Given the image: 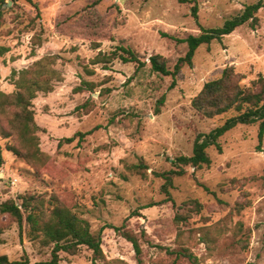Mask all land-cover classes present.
Here are the masks:
<instances>
[{"label": "rangeland", "instance_id": "1", "mask_svg": "<svg viewBox=\"0 0 264 264\" xmlns=\"http://www.w3.org/2000/svg\"><path fill=\"white\" fill-rule=\"evenodd\" d=\"M4 1L0 45L10 51L0 58V93L14 94L24 72L30 77L44 70L52 91L38 92L32 101L41 153L34 158L9 150L22 149L12 125L16 110H0V205L19 203L26 194L57 196L102 236L105 258L97 264H264L259 123L227 133L222 152L208 149L210 166L184 167L186 173L173 178L171 199L159 176L179 170L177 157L193 155L198 134L235 115L208 119L193 108L206 83L232 67L243 76L242 87L263 88L264 10L256 29L246 24L222 42L201 46L193 65L176 77L151 65L160 55L174 71L189 50L182 40L222 27L258 0ZM119 47L131 48L146 65L93 63ZM125 232L140 241V257ZM52 249L32 242L26 227L21 233L0 213V257L40 264L51 260ZM92 261V251L83 247L76 255L62 253L60 264Z\"/></svg>", "mask_w": 264, "mask_h": 264}, {"label": "trees", "instance_id": "2", "mask_svg": "<svg viewBox=\"0 0 264 264\" xmlns=\"http://www.w3.org/2000/svg\"><path fill=\"white\" fill-rule=\"evenodd\" d=\"M19 1V0H14ZM31 2V0H25ZM181 3L189 2L180 0ZM195 2V1H193ZM4 0H0V28L4 23L5 13L3 11ZM264 10V0H258L252 5L245 7L244 11L227 20L220 28L205 29L202 28V34L199 36H190L182 42L188 44V52L184 58H181L174 71L167 66L164 57L157 55L151 58L153 70L162 76L176 77L184 66H192L193 60L198 49L203 45H209L214 41L222 42L224 38L233 34L238 28L249 24L253 29L259 24L257 14ZM192 16L196 21L199 20V7L195 3L192 8ZM10 49L0 45V58L4 57ZM121 60L123 63H134L137 68L142 69L146 63L142 61L139 55L131 48L119 47L111 55L99 54L93 63L109 64L114 60ZM89 74L92 71L86 69ZM38 74L28 77L29 72H24L23 76L17 81V91L12 95L0 93V110L4 107L15 108L14 118L12 120L13 128L17 131L21 147H9V150L17 156H31L34 158L40 153L39 138L36 136L38 127L35 124L34 113L31 110L32 101L37 97L38 92H51L50 74L48 71H39ZM243 76L229 67L224 70L222 76L203 87L200 94L192 102L193 108L203 117L214 119L229 113H235L228 118L225 123L210 133H200L197 135L194 144L192 156H180L174 159V165L179 170L170 171L159 175L165 180L163 187L164 193L168 199H171L170 188L173 187V178L183 176L186 171L184 167L191 166L195 169L210 166L212 160L208 155V149L215 147L222 152L220 140L227 133L240 125H254L259 123V141L264 140V79H260L262 85L260 91L241 86ZM87 88L91 86L84 83ZM86 87L77 88L76 92H81ZM164 103L162 99L161 104ZM67 142H73L74 138L66 139ZM27 150L28 153L24 152ZM5 165L3 148L0 145V168ZM136 170H142L141 166H136ZM19 203L11 200L0 205V213L10 216L18 224L20 232L23 233L24 227L27 229L29 239L40 244L42 247H53L51 260L40 264H60L61 254L76 255L83 247H87L93 253L92 264L105 258L103 251L102 236L95 235L91 231L88 221L80 218L69 208L63 206L59 198L55 195L47 198L40 194H26L19 198ZM121 231L122 228L116 229ZM134 246L138 257L142 255L140 241L129 233H123ZM193 259V257H190ZM0 264H18L11 262L7 256L0 257ZM30 264L26 257L23 263Z\"/></svg>", "mask_w": 264, "mask_h": 264}]
</instances>
